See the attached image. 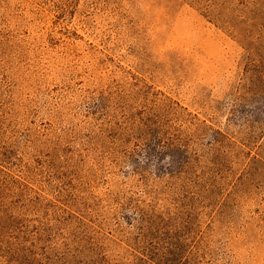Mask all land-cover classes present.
<instances>
[{
  "label": "rangeland",
  "instance_id": "374dc122",
  "mask_svg": "<svg viewBox=\"0 0 264 264\" xmlns=\"http://www.w3.org/2000/svg\"><path fill=\"white\" fill-rule=\"evenodd\" d=\"M0 169V264H264V0H0Z\"/></svg>",
  "mask_w": 264,
  "mask_h": 264
},
{
  "label": "trees",
  "instance_id": "16d2710c",
  "mask_svg": "<svg viewBox=\"0 0 264 264\" xmlns=\"http://www.w3.org/2000/svg\"><path fill=\"white\" fill-rule=\"evenodd\" d=\"M1 170V169H0ZM7 210H0V236L7 237L9 230L15 224L14 219L8 216ZM158 216L141 217L142 231L137 245L132 247L130 258L126 264H201L195 245L183 244L181 237L176 233L163 231L156 219ZM10 222V223H8ZM164 236V237H163ZM193 246V247H192ZM16 247L15 251L6 255L9 264H27L25 252ZM34 254V252H32ZM37 263V261H36ZM93 264H117L105 257L96 259ZM125 264V263H120Z\"/></svg>",
  "mask_w": 264,
  "mask_h": 264
},
{
  "label": "clouds",
  "instance_id": "9594fccd",
  "mask_svg": "<svg viewBox=\"0 0 264 264\" xmlns=\"http://www.w3.org/2000/svg\"><path fill=\"white\" fill-rule=\"evenodd\" d=\"M165 160H171V157H165ZM160 163L162 164L163 162Z\"/></svg>",
  "mask_w": 264,
  "mask_h": 264
}]
</instances>
